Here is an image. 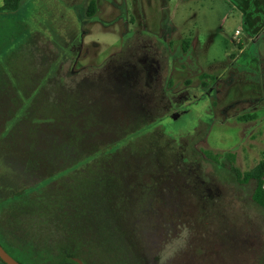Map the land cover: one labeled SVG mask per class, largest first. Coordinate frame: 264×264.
<instances>
[{
	"label": "rangeland",
	"instance_id": "obj_1",
	"mask_svg": "<svg viewBox=\"0 0 264 264\" xmlns=\"http://www.w3.org/2000/svg\"><path fill=\"white\" fill-rule=\"evenodd\" d=\"M91 1L95 12L88 17ZM22 6L0 15L5 69L28 72L33 39L39 52L56 56L48 69L63 80L106 64L134 102L144 95L142 104L153 106L158 99L151 91L160 89L169 111L148 131L161 127L178 139L201 135L207 125L195 147L227 166L232 154L241 172L264 156V0H25ZM29 103L23 101L6 132ZM226 169L205 160L209 195L160 214L158 233L167 239L162 264H264V210L251 200L254 184L239 185ZM14 227L19 234V218Z\"/></svg>",
	"mask_w": 264,
	"mask_h": 264
},
{
	"label": "trees",
	"instance_id": "obj_2",
	"mask_svg": "<svg viewBox=\"0 0 264 264\" xmlns=\"http://www.w3.org/2000/svg\"><path fill=\"white\" fill-rule=\"evenodd\" d=\"M24 1L3 0L0 13L18 11ZM94 12L91 1L87 16ZM32 40L28 72L0 65L3 248L20 264H162L167 239L158 233L160 214L188 197L209 195L205 160L226 169L195 147L208 126L201 135L178 139L161 127L148 131L169 111L161 102L165 94L152 90L158 99L153 106L142 104L144 95L134 102L106 64L42 83L37 66L48 69L56 56L39 52ZM158 73L151 74L160 82ZM25 99L29 105L6 132ZM226 158L230 178L253 183L251 200L264 210V156L246 172L231 165L232 154ZM10 214L19 218V234Z\"/></svg>",
	"mask_w": 264,
	"mask_h": 264
},
{
	"label": "crops",
	"instance_id": "obj_3",
	"mask_svg": "<svg viewBox=\"0 0 264 264\" xmlns=\"http://www.w3.org/2000/svg\"><path fill=\"white\" fill-rule=\"evenodd\" d=\"M2 4H3V0H0V7L2 6ZM23 7L24 6H22L20 9H22ZM18 11H15V12L18 13ZM15 12H8V13H10V15H15ZM2 14H5V13H0V15H2ZM36 49H37V47H36ZM43 58L41 56H37V57H35V60H37V61L40 60L41 61V60H43ZM44 60H46V58H44ZM37 67H39V74H44V77L42 78V83H44L47 80V78L53 76V72L51 71V69H46L45 65H44V68H41V66H37Z\"/></svg>",
	"mask_w": 264,
	"mask_h": 264
},
{
	"label": "water",
	"instance_id": "obj_4",
	"mask_svg": "<svg viewBox=\"0 0 264 264\" xmlns=\"http://www.w3.org/2000/svg\"><path fill=\"white\" fill-rule=\"evenodd\" d=\"M0 259L5 264H20L18 261L12 258L1 246H0ZM75 261L79 264H82L81 261L78 259H75Z\"/></svg>",
	"mask_w": 264,
	"mask_h": 264
},
{
	"label": "flooded vegetation",
	"instance_id": "obj_5",
	"mask_svg": "<svg viewBox=\"0 0 264 264\" xmlns=\"http://www.w3.org/2000/svg\"><path fill=\"white\" fill-rule=\"evenodd\" d=\"M1 215V214H0ZM6 229L5 228H1L0 229V232L2 233V232H4ZM17 231V230H16ZM0 246L3 248V245H2V243H1V241H0ZM4 249V248H3ZM5 250V249H4ZM6 251V250H5ZM7 252V251H6ZM8 253V252H7ZM9 254V253H8ZM10 255V254H9ZM11 256V255H10ZM12 257V256H11ZM13 258V257H12ZM0 264H5L1 259H0Z\"/></svg>",
	"mask_w": 264,
	"mask_h": 264
},
{
	"label": "built area",
	"instance_id": "obj_6",
	"mask_svg": "<svg viewBox=\"0 0 264 264\" xmlns=\"http://www.w3.org/2000/svg\"><path fill=\"white\" fill-rule=\"evenodd\" d=\"M240 36V30H236L235 33H234V36L233 38L235 39V41L238 43L239 40H238V37Z\"/></svg>",
	"mask_w": 264,
	"mask_h": 264
}]
</instances>
